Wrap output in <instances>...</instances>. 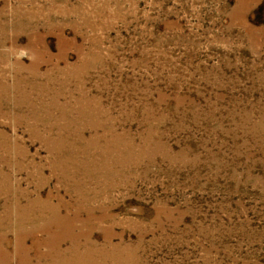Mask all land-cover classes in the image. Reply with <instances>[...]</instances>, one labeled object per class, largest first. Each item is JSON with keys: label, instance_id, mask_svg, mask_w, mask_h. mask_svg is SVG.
I'll return each mask as SVG.
<instances>
[{"label": "rangeland", "instance_id": "obj_1", "mask_svg": "<svg viewBox=\"0 0 264 264\" xmlns=\"http://www.w3.org/2000/svg\"><path fill=\"white\" fill-rule=\"evenodd\" d=\"M0 226V264H264V0H0Z\"/></svg>", "mask_w": 264, "mask_h": 264}, {"label": "bare ground", "instance_id": "obj_2", "mask_svg": "<svg viewBox=\"0 0 264 264\" xmlns=\"http://www.w3.org/2000/svg\"><path fill=\"white\" fill-rule=\"evenodd\" d=\"M65 107V106H64ZM48 109V108H47ZM65 111V110H64ZM62 115V114H61ZM63 116V115H62ZM46 119V118H45ZM51 120V119H50ZM45 122V121H44ZM70 122V121H69ZM47 126V125H46ZM99 141V140H98ZM8 200V199H7ZM41 201H39L38 203H37V205L38 206H44L43 208H47V210H51L52 211V206H51V204L50 203H46L45 201H43L42 199H40ZM19 201V200H18ZM87 201V200H86ZM16 205V204H15ZM29 208V207H28ZM54 210V209H53ZM56 212V211H55ZM40 214V213H39ZM53 215H54V221L52 222V223H49L47 226H44L43 228H41L42 230H44L46 233H47V235H48V237L50 238L49 240H47V239H45V240H43V241H41V244H44V243H48V245L50 246L51 245V243L54 241L53 240V238H54V235L55 234H53V228L54 227H57V230H58V228H59V225H61L63 222H65V221H63V219H62V217L59 215V214H54L53 213ZM17 216V215H16ZM43 217H45V215H43V214H41V215H36V214H32L31 212H30V209H29V211H24V212H22V213H20L19 214V219H20V226H22V227H24V225L25 226H27L28 225V227L29 226H31V225H33V226H36V220H41L42 221V219H43ZM48 217V216H47ZM17 219V218H16ZM77 219V218H76ZM40 221V222H41ZM44 221H45V219H44ZM68 222V221H67ZM75 222V221H74ZM76 222H77V220H76ZM79 222H80V220H79ZM85 222V221H84ZM70 223V222H69ZM64 225V224H63ZM19 226V227H20ZM71 226V225H70ZM73 226V225H72ZM61 227V226H60ZM66 227V226H65ZM68 227V226H67ZM0 228H1V226H0ZM21 228V227H20ZM22 229V228H21ZM62 229V228H61ZM70 229V228H69ZM73 229V228H72ZM32 231H35V230H32ZM21 232V231H20ZM25 234H27L28 236H30L31 235V232L29 233V232H25ZM63 234V233H62ZM67 234V233H66ZM6 235H7V233H6ZM24 235V234H23ZM61 235V234H60ZM66 236V235H65ZM69 236V235H68ZM72 236V235H71ZM70 237V236H69ZM58 238V237H57ZM55 239V238H54ZM69 239V238H68ZM9 239H7V241H8ZM72 240V239H71ZM0 241L2 242L3 240H1V236H0ZM64 241V240H63ZM89 242V241H88ZM91 242V241H90ZM3 243V242H2ZM59 243V242H58ZM80 243V242H79ZM38 244H39V242H38ZM40 244V245H41ZM54 244V243H53ZM72 244V243H71ZM81 244H83V243H81ZM81 244H76V243H73L72 244V246H71V248L70 249H68V250H66V251H63V252H61V253H59L57 256H59V255H61V254H63V253H67V252H70V253H73V254H75V255H77V256H80V257H82V260L80 261L79 259L78 260H76V258L77 257H75V256H72V259H70V261H66V260H64L61 264H97L98 262H96V260H95V258L93 257V253H92V251H94V250H97V251H99L100 249H99V246H98V248L97 249H93V247L91 246V245H93L92 243H91V245H81ZM97 244V243H96ZM95 244V245H96ZM62 245V244H61ZM58 246V245H57ZM3 247V245H1L0 244V248H2ZM51 247H54V246H51ZM118 247V246H117ZM24 248H26V247H24ZM4 248H2V249H0V250H3ZM29 249V248H28ZM17 250V249H16ZM49 250V249H48ZM60 250H61V248H60ZM17 251H19V250H17ZM16 251V252H17ZM56 251V250H55ZM54 251V252H55ZM1 252V251H0ZM21 252H23V251H21ZM39 252V251H38ZM57 252V251H56ZM3 253V252H2ZM27 253V252H26ZM52 253H53V250L51 249L50 251H49V253H48V257L50 258L51 257V255H52ZM58 253V252H57ZM40 254V253H39ZM41 254H42V252H41ZM55 254V253H54ZM11 255V254H10ZM64 255V254H63ZM55 256V255H54ZM31 257V256H30ZM43 257L44 256H41V258L40 259H38V261L36 262V263H33L32 261H30V260H28L27 258L25 259V261L23 262V264H41V260L43 259ZM47 257V258H48ZM79 257V258H80ZM54 258V257H53ZM60 259V258H59ZM63 259V258H62ZM116 259V258H115ZM56 260V259H55ZM107 262V261H106ZM57 264H58V262H57Z\"/></svg>", "mask_w": 264, "mask_h": 264}]
</instances>
